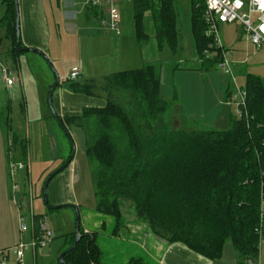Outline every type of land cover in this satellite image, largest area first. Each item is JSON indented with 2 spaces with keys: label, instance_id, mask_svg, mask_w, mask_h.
Wrapping results in <instances>:
<instances>
[{
  "label": "trees",
  "instance_id": "1",
  "mask_svg": "<svg viewBox=\"0 0 264 264\" xmlns=\"http://www.w3.org/2000/svg\"><path fill=\"white\" fill-rule=\"evenodd\" d=\"M128 1L137 41L145 44L156 38L160 51L166 47L176 51L178 0ZM3 2L6 14L1 22L9 25L17 53L15 2ZM205 6V0H192L197 51L202 60L217 63L218 56L203 55L211 41L205 35ZM104 84L105 107L84 108L80 116L63 118L69 129L76 126L84 133L96 211L120 222L127 200L137 218L168 242L184 243L210 259L221 258L231 242L239 264H249L264 240V79L247 74L246 108L241 116L232 117L228 129L198 130L167 125L164 114L169 102L161 97L156 64L113 72ZM96 85L95 80L70 84L75 92L88 95L97 94L92 89ZM81 233H85L82 226ZM97 234L93 238L85 234L65 260L104 264ZM70 235L71 247L76 232Z\"/></svg>",
  "mask_w": 264,
  "mask_h": 264
},
{
  "label": "rangeland",
  "instance_id": "2",
  "mask_svg": "<svg viewBox=\"0 0 264 264\" xmlns=\"http://www.w3.org/2000/svg\"><path fill=\"white\" fill-rule=\"evenodd\" d=\"M47 1H51L57 6V0ZM120 6L124 17L120 21L119 26L116 29H112L109 26V18L105 16V24L102 23V26L105 30L109 28L108 31L106 30L107 33L101 32L99 33L101 35H98L96 34V28H93V40H90L94 44V41H98L95 37L103 38L102 40L100 39L101 43L104 44L103 47L107 48L108 53H113V56L103 57L104 50L101 51V47L100 49H93V44H90L93 49L90 50L89 38L84 35L82 36L83 38H79L78 31L70 32L71 34L68 33L62 22L60 28L57 27L52 33V40L58 42V48L55 46L56 50H58L55 54L57 65L53 60L45 58L40 53L24 51L21 54L22 73L18 74L19 71L15 69L14 63L8 62L6 59V54L4 52L2 55L0 54V193L5 190L4 186L7 183H9V191H11V185L14 182L17 183L15 187L17 185L16 191L18 193L27 190L29 194L31 180L34 191V213L48 220L47 224H49L54 234L47 246L38 247L36 254H34L33 248L29 246L25 251L24 264H62L60 256L70 248V243L73 240L70 234L75 232L76 229V211L73 206L80 211L83 230L86 215L88 213L96 214L97 212V201L92 182L91 167L85 149L84 133L77 127H71L69 130L70 138L65 128L53 115L49 103L50 89L58 76L61 79L62 87L66 88L73 82H82L90 79L88 77H91V75H95L94 80H96L97 85L93 86L92 89L96 93H104L106 92L104 88L106 76L119 70L143 67L148 59L149 63L156 64L160 69L162 79L160 94L164 100L169 102L167 111L164 114V120L174 130H198L203 128V124L207 123L204 121L205 119L206 121L215 119L221 110L217 103H219V98L222 95V91L218 92L222 84L223 88L226 85L227 112L232 111L235 116L238 115L236 103H232L228 98L229 91L235 87L244 88L246 71L260 74L264 79V65H261L262 62L260 60L251 59L248 64H242L235 62L234 59L237 56L234 54L231 57V61L233 73L237 80L236 83L232 82L231 76L225 72L217 61V67H208L209 69L204 67L205 71L208 69V76H214L212 81L204 84L202 76L200 77L185 70L191 65L188 51L185 50V53V51L179 49L180 53L178 55L170 50H163L160 52L156 51V54L155 49H150V44H140L134 37L131 4L127 0H121ZM188 6H190L189 0H184L182 5L180 2L178 4V1L176 3L179 12V24L183 35L181 38L182 45L188 40L190 27ZM1 13L0 8V15ZM94 22L97 24L96 21ZM3 25L2 32L4 31ZM238 25L239 23H236L229 29L226 24H219L223 42L225 35L226 40L229 41L226 45L228 49L232 45L230 43L236 40L233 30L235 31L234 28L238 27ZM1 36L3 37V34ZM150 42H154V40ZM243 43L246 44L245 40H243ZM1 49H3V46ZM253 50L254 47L250 45L248 49L249 56L253 54ZM194 51L195 49H193ZM214 51L210 52L212 56L215 54ZM241 54L243 56L239 57V59L247 58L246 52L243 51ZM75 64L79 68H81L82 64L83 77L71 80L69 79L70 73L72 66ZM5 74L13 76L17 82L16 86H19L20 89L17 91L16 86L13 88L14 95L11 97V111L7 107L11 99L9 97L10 90H6L2 84L3 82L5 83ZM21 88L25 91L23 96ZM187 101L189 103L195 102L197 108H195L194 112ZM28 109L29 114L27 116L26 112ZM36 115L39 119L36 118ZM10 128L16 135L14 141L11 142L7 140ZM72 143L75 145V156L72 161L78 164L77 166L80 168L81 173L80 178L73 185L72 195L76 197L77 201L76 203L68 204H51L49 184V204L52 207L61 205V208L53 209L45 204L43 188L46 180L68 160L70 153H72ZM10 161L18 164V170L16 169L14 178L10 175V168H7V165L10 166ZM64 170H62V173ZM26 185L27 187L25 188ZM2 198L1 196L0 200ZM9 204L12 206V211ZM13 206L10 200L8 204H4L2 200L0 201V247H5L6 243H9V239H19V224L14 210L15 207ZM129 208H131L129 201H124L123 210L128 211ZM28 223L30 225L29 219ZM15 235L16 238L14 237ZM67 236L70 238L68 239ZM23 241L30 243V231L24 233ZM12 247L14 245L5 247L3 250H8ZM11 256L13 257L12 254ZM120 260V257H118V264ZM0 264H2L1 258Z\"/></svg>",
  "mask_w": 264,
  "mask_h": 264
},
{
  "label": "crops",
  "instance_id": "3",
  "mask_svg": "<svg viewBox=\"0 0 264 264\" xmlns=\"http://www.w3.org/2000/svg\"><path fill=\"white\" fill-rule=\"evenodd\" d=\"M183 1L184 0H178V4L180 2L182 5ZM189 1H190V6H188V9L190 14V27L187 37L188 44L187 41L185 42L184 45H182L181 42V38L183 35L181 33V28L179 24V12H178L179 46L178 49L176 50L178 52L172 51L168 47L164 48L163 50L164 51L170 50L174 54L177 53L178 55L180 53L179 49L183 51L185 50L188 51L189 52L188 54H190L191 65L190 67H187L188 69L185 70L197 74L200 77L202 76L204 78V84H208V82L212 81V78L214 77V76H208L209 75L208 67H214L217 65V63L215 61L202 60V58L199 55V52L197 51L196 38L193 31L192 0ZM0 8L2 11L0 15V45L1 47L3 46V49H1L0 47V54L2 55V53L4 52V54H6V59L8 60V62H13L15 69H17V71H19L18 74H20L22 73L21 54L24 51H18L17 53L13 52L14 45H13L12 35L9 30V25L7 23H4L3 25V23L1 22L2 18L6 14V6L3 0H0ZM119 8H120L121 20H122L124 16L122 15V9L120 4H119ZM101 11L102 9H96V11L89 9L88 7L85 6L84 0H62V1L57 0V6L54 5L51 1H47V0H19L20 33H21L22 46L41 50L46 54L48 58L53 60V62L57 65L55 54L56 52H58V50H56L55 46L57 47L58 42L52 40V33L53 31H55V29H57V27L60 28L62 22L64 27L67 29L68 33L78 31L79 38H81L83 35L86 38H89L88 44L90 50H93L94 48L100 49L101 47L100 50L101 51L104 50L103 52H105L103 54V57L113 56L114 55L113 53H108L107 48L103 47L104 44H102L100 41V39L102 40L103 38L95 37V39H98V41H94V44L93 41H90L93 40L92 39L93 28L94 29L96 28L97 30L96 34L98 35H101L99 34L101 32L107 33L106 30L108 31L109 29L106 28L105 30L103 29L102 26V23H104L105 21L104 20L105 16L109 18V15L107 13L99 14L101 13ZM94 21H96L97 24H95ZM234 24L236 23L226 24L227 25L226 27L230 29ZM2 25L4 27L3 32L1 31ZM133 27H134V21H133ZM234 29L235 31L233 30V32L235 34L236 40L230 43L232 44L230 49L226 47L227 43L229 42L228 40H226V35L224 37L225 43L223 42L226 49L230 50L231 52L230 59L231 57L234 56V54H236L237 57L234 59L235 62L248 64L251 59H257L262 62L261 65H264V49H263L264 46L260 48L256 47L249 40L241 25H238V27ZM225 31L227 32V30ZM1 34H3V37L1 36ZM134 37H135V28H134ZM151 40H154V42H150ZM151 40L149 41L150 43L148 42L146 44H150V49L151 50L155 49V53L157 54L156 51L160 52L157 39L153 38ZM243 40H245L246 44L243 43ZM2 42L4 45L2 44ZM90 44H93L92 45L93 49L90 47ZM250 45L254 47L253 54H251L252 56L251 55L249 56L248 54V49L250 48ZM244 47L247 49H245ZM193 49H195L194 52ZM243 51L246 52L247 58L239 59V57L243 56L241 54ZM214 53L215 54L211 57V59L217 56V52L214 51ZM147 62H149L148 59ZM77 66H78L77 64L73 65L72 69ZM204 67H207L208 69L205 71ZM82 68L83 66L81 64V68H80L81 74L78 78L83 77ZM247 74L257 75L262 78L260 74L253 73L250 71H246V76ZM94 77L96 76L91 75V77H88L90 79L84 80L79 83L83 84L91 80H94L95 79ZM5 83L3 82L2 84L6 90H10L9 97L11 98L14 95L13 88L16 86L17 82L15 81L13 87L8 86ZM61 84L62 83L60 82V84L58 85V87L54 92L53 103L56 112L59 114V116L62 119L66 116H80L83 113L84 108H90V107L102 108L107 105V96H106V92L104 91H103L104 93L88 95V94L75 92L71 86L66 88L62 87ZM161 84H162V79H161ZM16 88L17 91L20 90L19 86H16ZM219 91H222L221 97L219 98L218 96L219 103H217V106H219L221 109L219 111V115L213 120L206 121V119L204 118L205 119L204 121L207 123L202 125L203 129L206 128L228 129L231 125L232 117L235 116L232 111L227 112L228 106L226 104V100H227L226 85L224 88H223V84L220 85L218 92ZM23 95H25V91L22 89V96ZM11 100L12 98L9 100V104H8L9 106H7L10 111H11V105H10ZM188 105L189 107L192 108L193 112L195 111V108H197L195 102L193 103L188 102ZM27 112L26 115L28 116L29 109L27 110ZM36 118L39 119L38 116ZM71 127H76V126H71ZM15 137L16 135L13 133L12 129L10 128L7 134V140L10 142L14 141ZM14 165L17 166L18 164H16L14 161H10V166L7 165V168L8 167L10 168V175L12 178H14V173L16 172V169L15 170L13 169ZM77 165L78 164L76 162L72 161L70 163V166L66 170H64L63 173L62 171H60L54 174L55 176L53 175V178L49 183L51 204L56 205V204L76 203L77 201L76 197L72 195L73 185L81 176L80 168ZM15 184L17 183L14 182L12 183L11 191H9V186H8L9 183H7L6 186H4L3 184L5 190L2 191V193H0V197L1 196L3 197L1 200L4 202V204L5 203L8 204L9 200L10 202L13 203L14 205L13 207H15L14 210H15V214L17 215L18 224H19V210L17 206V201L30 200L31 199L30 190L32 189L33 191V186L30 180L29 194L27 193L28 192L27 190H23L20 193H18L17 191V194H15L14 193ZM26 187L27 185L25 186V188ZM33 196H34V191H33ZM9 207L11 209L12 206L9 204ZM85 219L86 221H85L84 231L92 234L94 232L98 233L97 242L101 248V257H102V262L104 264H118L117 263L118 257H120L121 259L119 264H132V260H137L136 262H134L137 264H239L238 253L231 242L226 243L224 247V253L221 258L210 259L192 250L184 243L181 242L170 243L167 240L157 236L146 222L141 221L140 219L137 218L132 206L131 208L128 209V211H124V214L120 222H117L115 217L100 213L98 211L96 212V214L88 213ZM23 235L21 234L19 227V239L17 240L15 235L14 237L16 239H12V240L9 239L8 241L9 243H6L7 245H5V247L13 246L17 244L21 239V237L23 238ZM69 238L70 237H68V239ZM2 247L3 246L0 247L1 251L5 248ZM36 251H33L34 254H36ZM0 258L2 262V256H0ZM9 258H10V264H13L12 262L13 257L9 256ZM261 263L264 264V249L262 250L261 253Z\"/></svg>",
  "mask_w": 264,
  "mask_h": 264
},
{
  "label": "built area",
  "instance_id": "4",
  "mask_svg": "<svg viewBox=\"0 0 264 264\" xmlns=\"http://www.w3.org/2000/svg\"><path fill=\"white\" fill-rule=\"evenodd\" d=\"M121 0H84L85 6L88 8H100L109 15L112 29H116L121 21V12L119 8ZM205 10L203 14L204 22L207 25L205 35L209 38V49L203 52L206 59L211 58V51L215 50L218 56L219 65L225 72L231 76L232 82L236 83V76L233 73L232 61L230 59L231 52L226 49L221 37L219 24L239 23L242 26L249 40L258 48L264 46V0H205ZM256 17V18H255ZM6 72V70H5ZM81 74L79 67H74L70 73L71 80H76ZM6 84L12 86L15 78L5 74ZM229 100L236 103L238 107V115L241 116L246 108V92L244 88L235 87L230 90ZM22 166V165H21ZM14 170L17 166H13ZM17 187L14 188L15 194ZM30 200H19L17 206L19 210V227L23 235L30 231L31 241L25 243L23 238L19 240L14 247L8 250H2V264H10L11 254L13 255V264H24L25 251L32 247L36 251L38 247H45L52 240L54 234L48 220L41 217L36 218L33 207V191L30 190ZM262 222L264 220V204L261 212ZM30 220V225L28 223ZM264 247V240L259 243V254L255 258L248 260L249 264H262L261 252Z\"/></svg>",
  "mask_w": 264,
  "mask_h": 264
},
{
  "label": "water",
  "instance_id": "5",
  "mask_svg": "<svg viewBox=\"0 0 264 264\" xmlns=\"http://www.w3.org/2000/svg\"><path fill=\"white\" fill-rule=\"evenodd\" d=\"M15 2V7H16V27H17V43H16V46L18 48L19 51H37L38 53H40L42 56H44L45 58H48L46 56V54L44 52H42L41 50H38V49H34V48H28V47H24L22 46V43H21V33H20V12H19V0H14ZM50 62V60H49ZM61 82V79L60 77L58 76L56 81L54 82V84L52 85L51 89H50V93H49V103H50V106L52 108V111H53V115L57 118V120L60 122V124L65 128V130L67 131V133L69 134V136L71 137L70 135V129L66 126V124L64 123V121L62 120V118L59 116V114L56 112L55 110V107H54V103H53V95H54V92L56 90V88L58 87V85L60 84ZM75 156V145H74V149H73V152L72 154L70 155V157L68 158V160L65 162V164L57 171L55 172L54 174L64 170L67 166H69V164L72 162L73 160V157ZM53 174V175H54ZM53 175L50 176L46 182H45V185H44V188H43V198H44V201H45V204L50 206L51 208H61V205H58V206H54L52 207V205L49 204V201H48V186H49V183L51 181V179L53 178ZM73 208L75 209L76 211V229H75V232H76V236H75V240L72 244V246L66 251L64 252L61 256H60V262L62 264H70L68 263L66 260H65V255L69 252V251H72L73 249L76 248L77 244L81 241V239L84 237L85 234H91L92 235V238H93V234L92 233H88V232H85L84 234L81 233V214H80V211L77 207L73 206Z\"/></svg>",
  "mask_w": 264,
  "mask_h": 264
}]
</instances>
